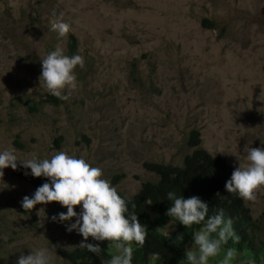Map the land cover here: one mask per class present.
<instances>
[{
	"label": "rangeland",
	"instance_id": "rangeland-1",
	"mask_svg": "<svg viewBox=\"0 0 264 264\" xmlns=\"http://www.w3.org/2000/svg\"><path fill=\"white\" fill-rule=\"evenodd\" d=\"M61 13L66 37L51 30ZM71 35L85 62L78 86L63 104L43 106L49 92L36 66L57 45L68 52ZM194 130L198 149L234 169L247 163L246 145L264 144V0H0V151L14 147L20 160L82 156L132 198L158 180L144 162L182 166ZM20 167L0 180V264L53 246L52 264H73L61 251L85 242L67 231L75 218L54 222L67 211L59 203L25 211L22 199L34 192L16 176ZM246 202L264 226V190Z\"/></svg>",
	"mask_w": 264,
	"mask_h": 264
},
{
	"label": "clouds",
	"instance_id": "clouds-1",
	"mask_svg": "<svg viewBox=\"0 0 264 264\" xmlns=\"http://www.w3.org/2000/svg\"><path fill=\"white\" fill-rule=\"evenodd\" d=\"M53 16H55L54 11ZM210 25H214V23L212 22ZM51 30L57 32L59 37H66V35L71 33V26L63 21V14L61 13L59 17L51 21ZM75 40L78 42V50L76 54H72L71 45ZM79 49L78 38L75 35H71L68 52H65L60 45H57L36 66L42 70L36 73L39 75V80L43 81L46 90L51 95L62 99L63 103L64 100L69 98L71 91L78 86L75 73L76 67H84V58L80 55ZM66 89L69 90L68 95L64 94ZM44 98L47 97L45 96ZM33 106L34 111L39 110V104H34ZM62 138L64 139L63 141H61ZM55 146L59 150L62 149L65 146V138H58ZM263 146L264 144H257L255 148H252L246 145L244 153L246 154L247 163L239 161V165L235 169L224 158L213 157L208 153L213 158H222L224 164L232 169L231 177L225 182L224 188L229 193H237L239 200L243 201L244 205H242L246 208L250 217L247 227L243 223L242 218L229 213L226 208L224 210L219 209L215 214L209 215L208 204L199 197L192 196L186 199L183 196H178L175 191L167 192V199L172 201V206L168 208L166 215L175 217L180 224L185 227H191L195 231L193 238L188 240L189 242L194 241L197 250L185 253L187 264H209L210 260L216 257H221L219 264H232L235 259L237 262L241 256L247 258H244L245 260L240 261L239 264H246V260L248 264H254L247 250L259 240L264 242L261 237L264 226L261 220L254 218L252 208L246 201L250 203L256 202L258 193L264 190ZM197 147L190 148L193 152L198 149ZM17 162L21 165L18 172L24 167L31 170V175L36 180L40 181L38 178L43 176L50 181L36 188L26 178L18 175L17 172L16 176L24 181L25 187L31 193L34 192L31 197L24 196L22 199L21 206L25 211L32 210L37 204L49 203L55 205L59 203L62 207H66L67 211L66 213L61 212L52 216L51 219L54 222L57 220L60 222L70 221L75 218V223H71L67 231L76 230L84 238V241L92 238L95 241H108L114 244L116 254L112 255L105 264H132V246L135 243L140 247L144 246L148 236V229L146 225L139 221L135 211H129V204L126 200L129 197L118 193L117 188L113 186L118 183L119 177L113 178L111 183L110 180L104 178L103 170L100 167H93L84 157L78 158L75 155L68 154L66 151H59L51 158L44 159H39L33 153L31 158L20 160L17 155V149L8 147L0 151V180L4 176L3 169L11 167L16 170ZM27 174L25 173V175ZM77 206L80 207L79 213L74 210ZM131 207L135 209L136 205L132 204ZM40 211L44 212L43 209H40ZM151 219L153 218L150 213ZM254 225L260 226V230L256 233L252 230ZM156 228L163 235H170L171 227L164 225ZM177 238L182 240L183 234ZM229 240L239 243L241 240H245L247 249L239 254L235 247L225 248L224 246L228 244ZM79 247L97 255H100L102 251L99 244L93 245L80 242ZM54 253L55 246L51 249L41 247L29 252L27 255L21 254L16 264H52ZM155 255L157 259L160 258L158 253ZM80 264H85V262H80Z\"/></svg>",
	"mask_w": 264,
	"mask_h": 264
},
{
	"label": "trees",
	"instance_id": "trees-1",
	"mask_svg": "<svg viewBox=\"0 0 264 264\" xmlns=\"http://www.w3.org/2000/svg\"><path fill=\"white\" fill-rule=\"evenodd\" d=\"M204 22L206 24L212 23L207 19ZM77 50L78 42L75 40L71 45L72 54H76ZM46 97L42 100V105H60L63 103L62 99L50 93ZM33 105L30 106L32 110ZM199 134L195 130L191 132L188 140L189 147L193 148L199 145ZM63 140L62 138L61 141ZM85 141L86 144H90L91 142L86 138ZM144 168L155 173L159 177V180L157 183L146 182L134 198L126 199L129 204V211H135L139 221L146 225L148 229V236L144 246L140 247L136 243L132 246V264H187L185 253L189 251L195 252L197 250L194 241L189 242L188 240L189 238H193L195 231L191 227H185L180 224L175 217L166 215L168 208L172 206V201L167 199V192L169 191H175L178 196H183L186 199L192 196L199 197L203 202L208 204L209 215L215 214L219 209L224 210L226 208L229 213L242 218L243 223L247 227L250 217L248 211L243 206V201L239 200L237 193L225 191L224 185L230 179L232 169L224 164L222 158H213L205 150L196 149L184 157L182 166L180 167L161 163H144ZM25 173L28 174L25 175ZM18 175L26 178L36 188L43 183L50 182L43 176L38 178L40 181L36 180L31 175V170L24 167L19 170ZM132 204L136 205L135 209H132ZM150 213L156 215L151 220ZM164 225L171 227L169 236H165L162 232L156 230V227H163ZM64 226H66V223L61 222V227ZM43 228L52 230L53 227L51 225H43ZM1 229L2 225H0V231ZM252 230L256 233L260 230V226L254 225ZM181 234H183L182 240L177 238ZM84 243L99 244L102 249L100 255L80 248L79 243L70 251H61L62 256L73 264H80V262L105 264L116 253L115 247L111 243L104 246L100 241H95L92 238H88ZM245 244V240H241L240 243L229 240L228 244L224 247H235L240 254L247 249ZM4 250V241L0 236V251ZM247 251H249L254 264H264L263 241L259 240L257 243L252 244ZM157 253L159 254V259L155 255ZM27 254L29 252L25 253V255ZM152 255H154V258H150ZM244 258L247 257H240L243 261L245 260ZM220 259L221 257H216L211 262L212 264H219Z\"/></svg>",
	"mask_w": 264,
	"mask_h": 264
}]
</instances>
